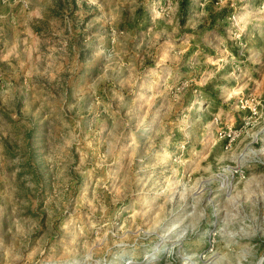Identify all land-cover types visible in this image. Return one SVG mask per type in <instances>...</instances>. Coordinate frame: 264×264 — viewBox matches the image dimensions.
<instances>
[{"label":"rangeland","instance_id":"rangeland-1","mask_svg":"<svg viewBox=\"0 0 264 264\" xmlns=\"http://www.w3.org/2000/svg\"><path fill=\"white\" fill-rule=\"evenodd\" d=\"M0 264H264V0H0Z\"/></svg>","mask_w":264,"mask_h":264},{"label":"trees","instance_id":"trees-1","mask_svg":"<svg viewBox=\"0 0 264 264\" xmlns=\"http://www.w3.org/2000/svg\"><path fill=\"white\" fill-rule=\"evenodd\" d=\"M228 11V8L227 7H223L221 8L219 11H218V15L220 16H224V14Z\"/></svg>","mask_w":264,"mask_h":264},{"label":"crops","instance_id":"crops-1","mask_svg":"<svg viewBox=\"0 0 264 264\" xmlns=\"http://www.w3.org/2000/svg\"><path fill=\"white\" fill-rule=\"evenodd\" d=\"M94 34V33H93ZM73 49V47L71 46V44L68 46V49L70 50V49ZM80 50V49H79ZM79 50H78V53H79ZM55 52H57V51H55Z\"/></svg>","mask_w":264,"mask_h":264}]
</instances>
